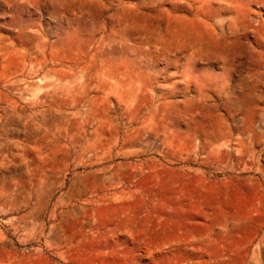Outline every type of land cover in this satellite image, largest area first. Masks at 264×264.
Segmentation results:
<instances>
[{
  "label": "rangeland",
  "instance_id": "1",
  "mask_svg": "<svg viewBox=\"0 0 264 264\" xmlns=\"http://www.w3.org/2000/svg\"><path fill=\"white\" fill-rule=\"evenodd\" d=\"M0 264H264V0H0Z\"/></svg>",
  "mask_w": 264,
  "mask_h": 264
},
{
  "label": "bare ground",
  "instance_id": "2",
  "mask_svg": "<svg viewBox=\"0 0 264 264\" xmlns=\"http://www.w3.org/2000/svg\"><path fill=\"white\" fill-rule=\"evenodd\" d=\"M99 112V111H98Z\"/></svg>",
  "mask_w": 264,
  "mask_h": 264
}]
</instances>
